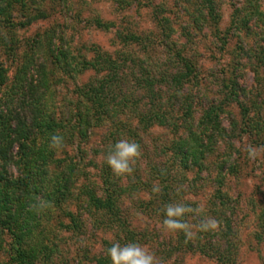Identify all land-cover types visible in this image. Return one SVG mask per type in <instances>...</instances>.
<instances>
[{
	"label": "trees",
	"instance_id": "1",
	"mask_svg": "<svg viewBox=\"0 0 264 264\" xmlns=\"http://www.w3.org/2000/svg\"><path fill=\"white\" fill-rule=\"evenodd\" d=\"M62 1L69 9L70 0ZM39 2L0 0V264H111L106 249L116 242L154 244L153 253L167 264H183L177 257L169 263L176 253L238 264L236 205L227 178L240 170L239 144L246 137L264 143V32L256 30L263 0L235 5L224 30L216 0H185V24L175 27L160 10L155 34L118 27L123 48L114 52L74 46L73 36L55 28L20 38L47 16ZM93 23L105 30L116 25L99 18ZM208 32L220 50L237 40L233 62L204 76L205 55L195 47ZM9 61L17 62L12 77ZM88 70L98 77L80 83ZM247 71L254 73L251 85L242 79ZM156 126L172 138L146 144L144 136ZM101 127L95 144L92 136ZM53 135L62 137L59 148L50 146ZM119 139L148 147L144 162L139 158L121 177L104 163ZM199 195L206 204L194 198ZM169 204L193 209L181 218L191 235L169 231L161 240L135 226L133 214L141 213L165 229ZM256 214L262 240L264 207ZM208 218L218 221L215 230L199 227ZM67 233L83 249L77 263L63 247ZM98 233L111 237L102 236L94 252L87 241Z\"/></svg>",
	"mask_w": 264,
	"mask_h": 264
},
{
	"label": "rangeland",
	"instance_id": "2",
	"mask_svg": "<svg viewBox=\"0 0 264 264\" xmlns=\"http://www.w3.org/2000/svg\"><path fill=\"white\" fill-rule=\"evenodd\" d=\"M216 2L222 15L220 28L224 30L230 23L231 14L235 5H240L244 0H216ZM39 3H41L38 4L39 8L41 6L42 10H45L47 13V16L38 19L23 29V31L19 32L18 36L20 38H32L38 33H44L48 29L55 28L64 32L67 38L68 36H73L74 46L80 43H86L88 45H97L102 50L109 52L123 48L116 36V29L120 26L121 28L131 27L133 28L132 30L144 32L145 34H155L158 31L154 16L156 13L159 15L160 10L163 12L162 15L160 14V17L164 15L169 16L171 21L174 22L175 27H179L183 23L185 24L189 17L185 12V0H125V2H120V0H70L69 3L71 4L69 5V9L67 1L63 3L62 0H40ZM261 10L264 13V0ZM96 18L106 22H115L116 25L113 28L111 27L105 30L94 25L93 22ZM72 22H74L75 27L71 24ZM68 25L72 27L68 29ZM256 30L264 32V18L257 23ZM210 35L211 33L208 32L206 38L201 37L195 47L199 53L205 55L204 59L201 60L204 76H209L212 68L213 71L219 73L225 66L233 62V57L235 56L234 47L237 37L233 38L225 50H220L210 44ZM254 37L256 38V36ZM254 37L251 35L250 41L252 39L255 40ZM129 49L132 52V50H135V46ZM212 54L213 57L211 58L210 55ZM8 64L10 65L11 62L9 61ZM14 64L10 66V77L16 71L17 62H14ZM261 76H264V71H261ZM97 77L98 75L96 73L88 70L79 77L78 81L80 83L88 82ZM242 79L245 83L251 85L255 82L254 73L247 71ZM66 84L68 85V81ZM104 130L102 127L97 129L91 141L98 144L103 137ZM144 137H146V144L156 143L161 145L165 143V139H171L172 134L165 127L156 126ZM260 137L264 141V131ZM239 145H241L239 147H241L242 155L239 159L240 170L237 174L230 175L227 178L229 194L232 195L234 204L236 205L235 211L238 222V264H264V237L262 240L257 238L256 233L261 232V229L258 223L255 222L256 213H259L261 207H264V143L258 145L257 141L252 142L251 139L246 137L243 143ZM250 147L256 151V157L254 159H249L248 149ZM146 148L148 147H140L141 155L139 158L141 162H144L145 156L143 155L146 154ZM157 148L160 149L161 147ZM208 191L209 188L206 189V192ZM194 198L201 201L202 204L207 203L205 195H199ZM133 220L137 228L147 229L154 238L158 236V233L161 240L165 237L167 240L170 238L171 234L169 231L161 229L160 224L152 218L141 213H135L133 214ZM67 235L68 233L64 235V242H66L63 244V247L66 248L67 255L73 257L76 262L80 257L79 253L82 255L83 249L79 247V244L76 246L75 239L67 238ZM102 236L103 238H110L111 234L98 233L93 241H87V243H93L94 248L91 249L92 251L95 252L100 249L101 243L99 240ZM4 241L8 242L9 238L6 237ZM146 247L151 252L156 248L154 244L146 245ZM156 257L161 264L168 263L165 262L166 260L163 261L160 255ZM176 257L179 260L181 259L183 264H218L215 260L194 253L182 255L176 253L168 259L169 263H172ZM82 264L88 263L83 262Z\"/></svg>",
	"mask_w": 264,
	"mask_h": 264
},
{
	"label": "clouds",
	"instance_id": "3",
	"mask_svg": "<svg viewBox=\"0 0 264 264\" xmlns=\"http://www.w3.org/2000/svg\"><path fill=\"white\" fill-rule=\"evenodd\" d=\"M62 137L53 135L50 146L59 148L62 146ZM141 155L140 146L130 139H119L114 142L104 156V163L111 169L112 173L121 177L131 174L134 171L136 161ZM249 159L256 157V151L251 147L248 149ZM158 186L153 187V192H159ZM193 209L183 204H169L164 209L163 227L168 231H184L186 235H191L189 224L182 221V217ZM218 221L214 218L202 220L199 227L201 230H215ZM111 264H161L156 255L146 246L136 242H129L121 245L119 242L113 243L106 249Z\"/></svg>",
	"mask_w": 264,
	"mask_h": 264
}]
</instances>
